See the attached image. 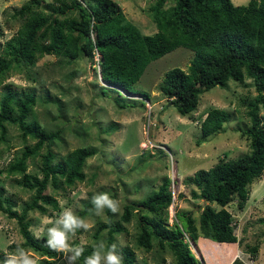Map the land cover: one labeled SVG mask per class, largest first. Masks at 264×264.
Listing matches in <instances>:
<instances>
[{
	"label": "trees",
	"instance_id": "1",
	"mask_svg": "<svg viewBox=\"0 0 264 264\" xmlns=\"http://www.w3.org/2000/svg\"><path fill=\"white\" fill-rule=\"evenodd\" d=\"M148 12L156 27L152 35L141 33L114 0H27L14 13L21 24L4 44L0 82L13 67L35 66L39 58L54 55L67 62L89 59L103 82L136 92L134 84L152 61L183 47L194 52L189 70L169 69L159 89L180 115L190 116L200 94L225 86L229 80L243 82L245 77L251 78L257 94L246 104L250 123L241 128V134L249 140V152L232 159L222 157L183 180L193 186V199L205 201L197 223L193 213L186 210L177 212L176 220L167 225L172 193L171 180L164 178L155 191L125 204L119 218L105 210L107 220L98 223L93 234L98 238L104 232L101 241L109 247L117 245L116 236L127 232L126 225L135 220L138 247L151 251L156 246L160 253L168 251L174 257L173 264H201L186 236L192 241L201 234L217 243H236L234 218L225 207L236 198L237 208L243 209L249 197L248 186L264 172V124L259 116L260 106H264V0H249L244 5H235L231 0H152ZM104 86L100 87L103 94L108 87ZM148 95L143 94L144 98ZM35 104L34 93L17 97L7 91L0 99V140H6L7 124L16 125L22 139L35 140L7 167L8 174L21 176L22 185L33 192L32 199L18 212L0 186V211L16 220L24 239L21 246L42 254L37 264H57L61 253L31 233L27 214H50L49 208L50 212L59 211L56 198L46 192L48 182L62 188L83 181L86 161L96 149L79 147L57 161L53 146L61 130L49 131L30 119ZM228 119L224 109L208 110L200 123L201 142L222 131ZM34 156L40 157L41 176L27 172V162ZM92 207L87 202L76 215L85 218ZM261 222L264 224V217ZM81 247L84 253L78 261L84 264L95 246ZM117 250L124 264H136L134 248L117 245ZM249 251L254 253L256 247ZM5 256L0 252V261Z\"/></svg>",
	"mask_w": 264,
	"mask_h": 264
},
{
	"label": "rangeland",
	"instance_id": "2",
	"mask_svg": "<svg viewBox=\"0 0 264 264\" xmlns=\"http://www.w3.org/2000/svg\"><path fill=\"white\" fill-rule=\"evenodd\" d=\"M25 1L0 0V57L5 42L20 27L21 19L14 13ZM114 1L141 33L152 35L156 31L148 12L152 0ZM231 1L235 5H244L249 0ZM193 55V51L183 47L172 50L145 68L134 84L136 92L122 89L118 90L120 94L116 86L100 79L98 68H93L89 59L67 62L54 55H45L35 66L21 65L6 73L0 82V99L7 91L17 97L34 93L36 104L30 119L49 131L61 130L53 146L57 161L79 147L96 149V154L86 161L83 181L62 188H54L48 182L46 192L56 198L60 207L52 213L48 207L50 214L44 215L28 212L30 231L36 238L47 245V228L60 212L71 208L76 214L99 193H109L120 201L121 211L115 214L119 218L125 204L155 191L164 178L171 180L172 193L166 213L167 225L176 220L177 212L186 210L193 213L197 223L205 201L193 199L190 193L193 186L184 184L183 180L197 169L213 166L222 157L232 159L249 152V140L241 134V128L250 123L246 104L257 93L249 77L243 82L229 80L225 86H215L200 94L197 108L190 116L180 115L170 99L162 95L159 85L165 72L173 67L187 72ZM103 85L108 86L104 89L105 94L100 90ZM144 92L149 94L147 98H144ZM212 108L226 110L229 119L223 124L222 131L201 142L200 123ZM259 116L264 124V106H260ZM34 142L30 137L22 139L18 127L12 124H7L6 140H0V186L14 201V209L18 212L31 201L33 192L22 185L19 174H8L7 167L20 156L26 145ZM39 167V156L28 160L27 172L30 174L41 176ZM248 188L249 197L243 209L237 208L236 198L225 207L234 218L236 243L220 244L201 234L192 241L186 236L191 251L201 264H264V224L261 222L264 217V172ZM85 219L94 227L72 238V244L77 242L73 246H95L104 238V232L98 238L93 234L98 223L106 222V212L102 216L88 213ZM126 227L127 232L116 236V243L135 249L136 264L174 263V257L168 251L160 253L156 246L146 251L135 244V220ZM23 242L16 220L0 211V252L11 254ZM252 246L256 247L254 253L249 251ZM24 248L33 253L37 262L42 257L40 252ZM57 264H68L65 254L61 253ZM76 264H79L78 260Z\"/></svg>",
	"mask_w": 264,
	"mask_h": 264
},
{
	"label": "clouds",
	"instance_id": "3",
	"mask_svg": "<svg viewBox=\"0 0 264 264\" xmlns=\"http://www.w3.org/2000/svg\"><path fill=\"white\" fill-rule=\"evenodd\" d=\"M115 88L122 90L119 87ZM75 195L74 192L73 196L75 197ZM91 204L93 207L90 211L96 216L104 215L105 210L112 214L121 211L120 201L106 192L94 195ZM93 227V224L76 215L71 208H64L52 222V226L47 228V246L53 251L65 254L68 264H76V261L83 255L84 248L73 246L70 241L78 232L86 233L91 231ZM0 264H37V260L29 249L17 246L14 252L6 255L0 261ZM84 264H124V260L118 252L116 244L109 247L104 241H99L91 255L84 258Z\"/></svg>",
	"mask_w": 264,
	"mask_h": 264
},
{
	"label": "bare ground",
	"instance_id": "4",
	"mask_svg": "<svg viewBox=\"0 0 264 264\" xmlns=\"http://www.w3.org/2000/svg\"><path fill=\"white\" fill-rule=\"evenodd\" d=\"M221 244V243H220Z\"/></svg>",
	"mask_w": 264,
	"mask_h": 264
},
{
	"label": "water",
	"instance_id": "5",
	"mask_svg": "<svg viewBox=\"0 0 264 264\" xmlns=\"http://www.w3.org/2000/svg\"><path fill=\"white\" fill-rule=\"evenodd\" d=\"M201 263V262H200Z\"/></svg>",
	"mask_w": 264,
	"mask_h": 264
}]
</instances>
